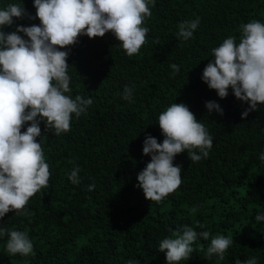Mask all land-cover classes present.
Listing matches in <instances>:
<instances>
[{
  "label": "trees",
  "instance_id": "1",
  "mask_svg": "<svg viewBox=\"0 0 264 264\" xmlns=\"http://www.w3.org/2000/svg\"><path fill=\"white\" fill-rule=\"evenodd\" d=\"M10 3L35 16L33 0H0V9ZM149 7L152 15L143 25L149 28L147 42L131 57L111 33L80 36L70 46V95L91 98L93 104L86 114H73L71 130L59 136L45 132L41 122L37 141L49 164L48 187L29 199L31 216L9 212L0 219V227L28 233L33 254L7 253L3 237L0 264H127L130 259L166 264L159 241L171 236L170 229L195 227L197 220L206 226L197 232L233 238L219 264L251 257L264 264V221L255 220L256 211H264V163L258 159L264 152V105L242 118L247 103L231 89L219 98L201 79L214 47L230 35L238 42L242 23H264V0H155ZM197 16L193 37L177 38L178 24ZM33 23L40 21L15 20L3 30ZM172 63L180 66L176 74ZM125 85L134 86L131 102L121 98ZM207 101L218 103L223 115L209 114ZM175 102L186 104L204 124L213 147L195 163L186 152L178 154L173 163L182 166L180 187L159 203L150 202L136 187L137 174L150 161L143 141L150 134L162 143L158 116ZM74 165L81 169L79 185L66 175ZM92 183L96 187L88 191ZM211 236L198 238L190 259L179 264H217V257L205 258Z\"/></svg>",
  "mask_w": 264,
  "mask_h": 264
},
{
  "label": "clouds",
  "instance_id": "2",
  "mask_svg": "<svg viewBox=\"0 0 264 264\" xmlns=\"http://www.w3.org/2000/svg\"><path fill=\"white\" fill-rule=\"evenodd\" d=\"M150 5L154 7L155 0H33L35 16L20 3L0 9V219L9 212L31 216L26 208L29 199L48 187L49 164L37 141L42 137L41 122L45 132L59 136L71 130L73 114L80 117L93 104L91 98L77 94L73 99L70 95V46L76 45L80 36L92 39L111 33L127 56L137 54L147 42L149 28L143 25L152 15ZM25 18L39 19L40 23L17 24L11 32L3 30ZM199 24L198 16L180 22L177 38L190 40ZM239 31L238 42L236 36L230 35L211 50L212 59L201 79L219 98H226L231 89L236 99L247 103L248 108L241 113L243 118L264 105V23L251 20L242 23ZM170 68L173 74L180 71L175 63ZM133 88L125 85L121 98L131 102ZM205 108L209 114L216 111L223 115L215 101H207ZM157 124L164 139L160 143L150 134L145 136L142 152L150 161L137 174L136 187L145 199L159 203L182 183V166L174 165V158L186 152L193 163L206 159L213 137L184 103L168 106L159 114ZM258 159L264 163V152ZM80 171L74 165L66 173L72 184L81 183ZM95 187V183L89 184L87 190ZM196 210L197 206H193L192 212ZM255 220L264 221V211L258 209ZM205 227L197 220L195 227L185 224L170 229L171 236L159 241L158 248L165 253L166 264L189 260L195 250L193 243L198 238L208 241L211 236L207 230H195ZM3 237H7V253L33 254V243L26 231L0 227V238ZM233 242L224 235L211 236L205 258L215 256L219 264ZM127 264L139 262L130 259ZM235 264H257V259H237Z\"/></svg>",
  "mask_w": 264,
  "mask_h": 264
}]
</instances>
